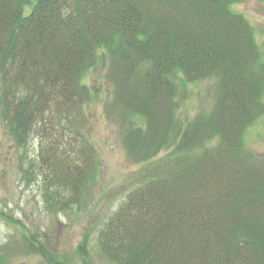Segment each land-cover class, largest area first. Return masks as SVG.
I'll use <instances>...</instances> for the list:
<instances>
[{
    "label": "trees",
    "instance_id": "obj_1",
    "mask_svg": "<svg viewBox=\"0 0 264 264\" xmlns=\"http://www.w3.org/2000/svg\"><path fill=\"white\" fill-rule=\"evenodd\" d=\"M238 1L0 0V117L20 147L38 142L21 170L51 211L79 203L94 173V147L71 127L101 49L131 116L129 155L173 149L175 165L136 185L100 231L116 264H264V159L244 143L264 112V63ZM209 78L213 108L184 126L179 83Z\"/></svg>",
    "mask_w": 264,
    "mask_h": 264
},
{
    "label": "rangeland",
    "instance_id": "obj_2",
    "mask_svg": "<svg viewBox=\"0 0 264 264\" xmlns=\"http://www.w3.org/2000/svg\"><path fill=\"white\" fill-rule=\"evenodd\" d=\"M232 9L252 24L264 63V0H241ZM109 61L107 50L101 49L96 65L83 77L91 95L83 105L84 119L71 131L92 143L94 173L83 185L81 201L65 211L48 208L35 175L24 178L21 165L37 158L38 142L28 150L20 147L0 117V264H116L98 244L101 229L136 185L175 165L172 148L143 162L129 155L123 132L131 116L124 119V112L116 108ZM217 98V79L182 80L177 113L184 126L210 111ZM244 143L264 159V112L247 127Z\"/></svg>",
    "mask_w": 264,
    "mask_h": 264
}]
</instances>
